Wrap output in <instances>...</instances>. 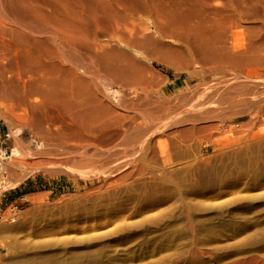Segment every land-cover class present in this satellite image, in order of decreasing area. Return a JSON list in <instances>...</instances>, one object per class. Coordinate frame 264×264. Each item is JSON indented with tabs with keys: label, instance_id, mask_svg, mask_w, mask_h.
I'll return each instance as SVG.
<instances>
[{
	"label": "bare ground",
	"instance_id": "obj_1",
	"mask_svg": "<svg viewBox=\"0 0 264 264\" xmlns=\"http://www.w3.org/2000/svg\"><path fill=\"white\" fill-rule=\"evenodd\" d=\"M260 66L264 0H0V106L69 160L128 147L0 264H264Z\"/></svg>",
	"mask_w": 264,
	"mask_h": 264
},
{
	"label": "rangeland",
	"instance_id": "obj_2",
	"mask_svg": "<svg viewBox=\"0 0 264 264\" xmlns=\"http://www.w3.org/2000/svg\"><path fill=\"white\" fill-rule=\"evenodd\" d=\"M155 68L168 81L167 87L163 90L165 94L172 92L176 94L177 89L189 79L188 73L182 68L159 63H155ZM253 75L256 82L263 80L264 66L258 67ZM214 78V75L200 80L194 78L189 87L200 88L204 86V82L211 83ZM105 90L110 91L111 94L114 92L112 89ZM257 94L262 99L261 105L264 107L263 84L259 85ZM242 107L240 105L236 109L239 111ZM55 148L57 146L47 145L45 140L32 132L21 118L19 111L0 106V159L4 166L0 177V254L2 256L8 257L18 251L16 247H12L13 244L10 243L12 238L6 231H16L19 224L35 228L48 223L56 224L64 219V208L56 205V202H59V198L64 195L69 196L78 192L83 186L82 175L86 171L85 167L99 168L109 161L117 159L121 161L128 147L118 144L109 151H103L99 156L98 154L96 157L83 155L82 159L78 157L76 160L67 159L69 156L61 154L60 150L56 151ZM173 156L175 158L177 154ZM60 161L61 166L57 165ZM29 210L35 212L27 213Z\"/></svg>",
	"mask_w": 264,
	"mask_h": 264
}]
</instances>
